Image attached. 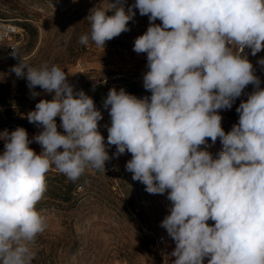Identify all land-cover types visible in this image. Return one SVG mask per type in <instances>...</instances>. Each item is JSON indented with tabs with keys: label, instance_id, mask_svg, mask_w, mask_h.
Masks as SVG:
<instances>
[{
	"label": "clouds",
	"instance_id": "1",
	"mask_svg": "<svg viewBox=\"0 0 264 264\" xmlns=\"http://www.w3.org/2000/svg\"><path fill=\"white\" fill-rule=\"evenodd\" d=\"M125 4L113 0L108 9L90 10V33L79 39L104 49L130 31L134 9L148 17L133 51L146 54L143 87L151 96L109 89L107 143L99 131L102 112L59 65L21 59L10 69L26 79L31 98L41 95L39 87L52 99L27 114L40 128L31 138L23 127L0 131V264H33L32 245L47 227L36 205L51 168L76 180L87 167L105 172L106 161L125 153L134 181L149 194H167L169 214L160 226L175 242L173 264H264V81L244 54L264 51V0ZM256 63L264 69V57ZM242 96L238 123L226 133L220 112ZM218 139L222 147L213 154L208 148Z\"/></svg>",
	"mask_w": 264,
	"mask_h": 264
},
{
	"label": "rangeland",
	"instance_id": "2",
	"mask_svg": "<svg viewBox=\"0 0 264 264\" xmlns=\"http://www.w3.org/2000/svg\"><path fill=\"white\" fill-rule=\"evenodd\" d=\"M111 2L0 0V17L15 20L26 30L24 47L16 55L0 54V131L23 127L31 138L40 128L28 121L27 114L39 100L52 99L39 87L36 91L41 95L31 98L26 79L17 78L10 70L21 59L34 67L44 63L59 65L75 90H83L92 97L109 118L103 107L109 89L124 88L138 98L151 96L143 87L146 54L133 51L135 38L149 25L148 17L141 16L138 9H134L136 16L129 21L130 31L108 41L104 49L91 41L87 46L79 43L82 34L90 33L86 19L90 10L108 9ZM134 3L135 0H126L125 6ZM261 57L264 51L248 59L264 81V69L256 63ZM252 90L249 85L245 91ZM241 99L246 96L237 99L231 110L220 112L226 133L238 123L236 107ZM56 122L59 128V117ZM30 147L37 153L41 151L35 142ZM221 147L218 139L208 150L215 154ZM3 149L4 142L0 140V153ZM130 159V153L123 154L113 173L87 167L76 180L55 167L49 170L47 190L36 205L46 218L47 227L32 245L36 253L33 264H173L175 242L160 226L169 214L170 201L166 193L149 194L145 185L132 179L133 174L126 170Z\"/></svg>",
	"mask_w": 264,
	"mask_h": 264
},
{
	"label": "built area",
	"instance_id": "3",
	"mask_svg": "<svg viewBox=\"0 0 264 264\" xmlns=\"http://www.w3.org/2000/svg\"><path fill=\"white\" fill-rule=\"evenodd\" d=\"M26 35V30L20 26L15 20L7 19L0 17V54H13L17 53L20 49L24 47L23 39ZM244 54H246L249 58L250 50L245 49ZM96 108L101 112V108L95 104ZM103 119L99 122V131L105 137V143H107V128L105 125H110V118L106 116L103 112ZM58 130L63 131L62 128H58ZM109 154L111 155L115 152V146H111L109 149ZM120 155L118 158L113 157L111 160L106 161L105 163V171L107 173H113L117 166L118 161L121 158Z\"/></svg>",
	"mask_w": 264,
	"mask_h": 264
}]
</instances>
